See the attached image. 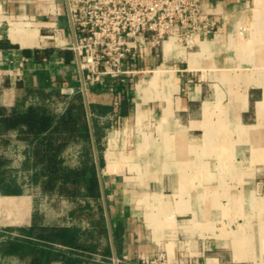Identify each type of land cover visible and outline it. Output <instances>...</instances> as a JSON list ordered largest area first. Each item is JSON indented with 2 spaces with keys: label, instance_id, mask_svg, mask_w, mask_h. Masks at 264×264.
I'll list each match as a JSON object with an SVG mask.
<instances>
[{
  "label": "crops",
  "instance_id": "obj_1",
  "mask_svg": "<svg viewBox=\"0 0 264 264\" xmlns=\"http://www.w3.org/2000/svg\"><path fill=\"white\" fill-rule=\"evenodd\" d=\"M198 3L190 45L174 36L147 47L121 91L126 115L116 92L86 87L89 108H113L95 116L108 129L101 170L121 264L160 253L166 264H264V0ZM75 41L67 0H0V105L63 112L83 93ZM10 136L0 151L19 143L26 157L28 143ZM26 201L15 218L33 239L16 242V261L88 264L92 251L39 238L44 227L70 224Z\"/></svg>",
  "mask_w": 264,
  "mask_h": 264
},
{
  "label": "trees",
  "instance_id": "obj_2",
  "mask_svg": "<svg viewBox=\"0 0 264 264\" xmlns=\"http://www.w3.org/2000/svg\"><path fill=\"white\" fill-rule=\"evenodd\" d=\"M11 45L10 42H6ZM123 87L116 90L117 113L126 115L130 97L121 95ZM111 106L90 104L92 127L100 152V165H103V157L100 147L103 137V127L99 125L96 114L104 115L111 111ZM16 133L19 140L28 143V151L25 162L34 169L33 180L45 194L79 197L85 189L86 196L92 199L101 198V188L94 155H92V134L89 122L88 110L82 91L76 93L68 102L61 113L50 110L49 106H30L25 111L8 109L0 105V143L8 146L11 143V133ZM82 143L83 150L79 153V164L76 167H67L64 164L63 153L74 143ZM7 159L0 158V163H6ZM105 183V181H104ZM106 193L108 188L105 183ZM87 204L84 207L88 208ZM101 209L103 205L101 204ZM105 216H100L96 222V234L86 236L85 242L79 238L72 227H44L39 233V238L53 242H64L71 246H78L87 251L102 250L103 232L106 231ZM98 232V233H97ZM114 238L117 237V228L113 226ZM89 240V242H87ZM12 246L15 240H11ZM30 243L31 241H26ZM111 256L110 246L103 253ZM96 261H93V264ZM101 264H111L110 261H97ZM91 262L88 261V264Z\"/></svg>",
  "mask_w": 264,
  "mask_h": 264
},
{
  "label": "built area",
  "instance_id": "obj_3",
  "mask_svg": "<svg viewBox=\"0 0 264 264\" xmlns=\"http://www.w3.org/2000/svg\"><path fill=\"white\" fill-rule=\"evenodd\" d=\"M69 5L72 49L80 54L86 87L114 92L141 71L148 46L159 48L174 36L190 45L201 16L198 0H69ZM145 263L166 261L160 253Z\"/></svg>",
  "mask_w": 264,
  "mask_h": 264
},
{
  "label": "rangeland",
  "instance_id": "obj_4",
  "mask_svg": "<svg viewBox=\"0 0 264 264\" xmlns=\"http://www.w3.org/2000/svg\"><path fill=\"white\" fill-rule=\"evenodd\" d=\"M49 108L57 112L56 108H58V104L49 106ZM105 127L107 126L104 125ZM104 128L103 137L108 130H104ZM103 137L100 142L102 151L106 148ZM82 147L83 144L78 142L66 149L63 153V158L64 164L67 167H76L79 164V153L83 150ZM24 150L25 148L21 147L19 143H13L10 148L0 151V158L10 159V162L6 166L0 167V264H19L14 257L16 242H19V240L32 241L33 239V236L27 233V228L17 225L19 219L15 218L17 207L21 209L27 203V198L30 197H33L38 204L37 209L42 208L49 212L51 223H69L70 227L77 232L82 242H85L83 238L86 236L96 234L95 224L100 216L103 217L104 214L107 229L103 232L101 239V243L103 244L102 250H93L92 253H88L87 261L107 260L111 264H114L112 253L110 257L103 254L107 246H110L111 250V240L102 196L99 199L89 198L86 196L85 189L82 190V194L79 197L75 198L45 194L33 180L34 169L30 166H25L22 162L25 158ZM92 155L95 158L94 148H92ZM94 160L96 162V159ZM87 204L90 206L85 208L84 206ZM101 204L103 205V209L100 208ZM23 211L24 214L26 212L29 214L31 206H27L26 209L23 208ZM61 211L68 212L69 218L62 219L58 217L57 213ZM11 240H15L13 241V248L9 246L10 242H12ZM119 264H121L120 260Z\"/></svg>",
  "mask_w": 264,
  "mask_h": 264
},
{
  "label": "water",
  "instance_id": "obj_5",
  "mask_svg": "<svg viewBox=\"0 0 264 264\" xmlns=\"http://www.w3.org/2000/svg\"><path fill=\"white\" fill-rule=\"evenodd\" d=\"M67 2H68L69 12H70L69 0H67ZM70 18H71L72 28L74 30V24H73V21H72L71 12H70ZM74 34H75V31H74ZM76 54H77V60H78V63H79V66H80V69H81V72H82L81 58H80V54H79V52L77 50H76ZM82 80H83V93H84L85 104H86V107H87V110H88V115H89V122H90L91 134H92V144H93V148H94V154H95V159H96L97 171H98V175H99L101 194H102V198H103V202H104L106 218H107V221H108V227H109V233H110V240H111V244H112V248H113L114 264H119V259L117 257V253H116V249H115L114 235H113L112 223H111V218H110L109 206H108V202H107L106 188H105V183H104L102 170H101V165H100L99 150L97 148L96 139H95L94 131H93V127H92L91 112H90V108H89V101H88L87 94H86V85H85V82H84L83 72H82Z\"/></svg>",
  "mask_w": 264,
  "mask_h": 264
},
{
  "label": "bare ground",
  "instance_id": "obj_6",
  "mask_svg": "<svg viewBox=\"0 0 264 264\" xmlns=\"http://www.w3.org/2000/svg\"><path fill=\"white\" fill-rule=\"evenodd\" d=\"M24 40V39H23Z\"/></svg>",
  "mask_w": 264,
  "mask_h": 264
}]
</instances>
